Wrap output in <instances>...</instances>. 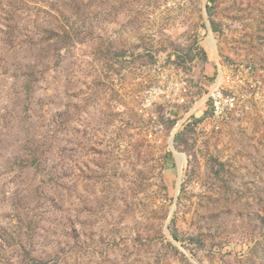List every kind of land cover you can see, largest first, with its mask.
<instances>
[{"label": "rangeland", "instance_id": "rangeland-1", "mask_svg": "<svg viewBox=\"0 0 264 264\" xmlns=\"http://www.w3.org/2000/svg\"><path fill=\"white\" fill-rule=\"evenodd\" d=\"M0 264H264V0H0Z\"/></svg>", "mask_w": 264, "mask_h": 264}, {"label": "built area", "instance_id": "built-area-1", "mask_svg": "<svg viewBox=\"0 0 264 264\" xmlns=\"http://www.w3.org/2000/svg\"><path fill=\"white\" fill-rule=\"evenodd\" d=\"M187 86H188V83L187 81H183L180 85H179V90L180 91H186L187 89ZM209 95L207 97V100L209 97H211L213 100H214V106H217V99H220L221 98V84L220 83H217V81H215V83L212 85V88L209 89ZM181 93V92H180ZM179 103H184L185 101V98L184 96H181L180 94V97L178 99ZM205 101H203L200 105H198L196 108H199L202 104H204ZM198 103V102H197ZM196 103V104H197ZM196 106V105H195Z\"/></svg>", "mask_w": 264, "mask_h": 264}, {"label": "bare ground", "instance_id": "bare-ground-1", "mask_svg": "<svg viewBox=\"0 0 264 264\" xmlns=\"http://www.w3.org/2000/svg\"><path fill=\"white\" fill-rule=\"evenodd\" d=\"M207 43H208V46H209L210 48H213L214 45H215L213 38H210V39L208 40ZM176 158H177V160L179 161V168H180V171H181V163H180L179 156L176 155Z\"/></svg>", "mask_w": 264, "mask_h": 264}]
</instances>
